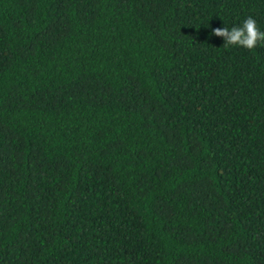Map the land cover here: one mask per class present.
<instances>
[{
    "label": "trees",
    "instance_id": "obj_1",
    "mask_svg": "<svg viewBox=\"0 0 264 264\" xmlns=\"http://www.w3.org/2000/svg\"><path fill=\"white\" fill-rule=\"evenodd\" d=\"M264 0H0V264H264Z\"/></svg>",
    "mask_w": 264,
    "mask_h": 264
},
{
    "label": "clouds",
    "instance_id": "obj_2",
    "mask_svg": "<svg viewBox=\"0 0 264 264\" xmlns=\"http://www.w3.org/2000/svg\"><path fill=\"white\" fill-rule=\"evenodd\" d=\"M210 35L223 38V47L240 46L246 49H253L258 43L264 42V31H261L256 20L249 16L241 25L233 26L230 29L223 27L213 28Z\"/></svg>",
    "mask_w": 264,
    "mask_h": 264
}]
</instances>
